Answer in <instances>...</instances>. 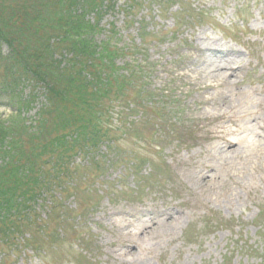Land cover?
Masks as SVG:
<instances>
[{
  "label": "rangeland",
  "instance_id": "374dc122",
  "mask_svg": "<svg viewBox=\"0 0 264 264\" xmlns=\"http://www.w3.org/2000/svg\"><path fill=\"white\" fill-rule=\"evenodd\" d=\"M128 1L113 0L99 38L118 32L119 47L135 50L120 65L151 63L154 105L131 119L157 140L122 142L139 168L118 166L73 191L61 242L36 254L1 245L0 264H264V0H174L162 18L159 1L126 12ZM140 28L167 33L142 46ZM164 105L163 113H178L153 130ZM11 111L0 105L6 126ZM223 115L253 143L231 155L218 151L210 132L233 128ZM26 117L33 123L36 111ZM149 220L153 229L138 235ZM75 225L85 230L80 238L72 236Z\"/></svg>",
  "mask_w": 264,
  "mask_h": 264
},
{
  "label": "trees",
  "instance_id": "16d2710c",
  "mask_svg": "<svg viewBox=\"0 0 264 264\" xmlns=\"http://www.w3.org/2000/svg\"><path fill=\"white\" fill-rule=\"evenodd\" d=\"M151 1H159L161 18L175 3ZM145 3L129 0L125 11ZM113 4L0 0V47L7 49L0 54V102L6 101L0 105L12 110L8 126L0 121V247H27L36 254L45 244L61 242V226L69 221L65 204L73 191L118 166L138 169L141 161L122 142L157 140L131 119L154 105V92L146 84L151 63L120 65L135 50L119 47L118 32L99 38ZM139 32L142 46L148 37L156 41L167 33ZM160 109L153 130L166 127L165 117L178 113H163L165 105ZM33 111L36 120L31 123L26 115ZM83 214L77 224L81 229ZM52 215L59 217L51 229ZM77 225L72 236L80 238L85 230ZM82 239L88 244L87 236Z\"/></svg>",
  "mask_w": 264,
  "mask_h": 264
},
{
  "label": "bare ground",
  "instance_id": "6f19581e",
  "mask_svg": "<svg viewBox=\"0 0 264 264\" xmlns=\"http://www.w3.org/2000/svg\"><path fill=\"white\" fill-rule=\"evenodd\" d=\"M220 53V52H219ZM222 120H229V123L233 126L232 129H228L226 127H218L214 131L210 132V140L216 142L219 146L218 151L225 155H231L235 152L236 148L240 146L241 144H248L251 145V142L247 136H244L246 130H243L238 125V120H236L233 117H228L226 115L221 116ZM260 131H264V125L260 126L258 128ZM247 132H250L248 129ZM253 143V142H252ZM161 217L167 216L166 213H160ZM143 225V226H142ZM141 226L140 230L138 231L139 234H144L148 230L153 229L155 226V223L151 220L144 222ZM132 235L131 233H128V236ZM131 237V236H129Z\"/></svg>",
  "mask_w": 264,
  "mask_h": 264
}]
</instances>
